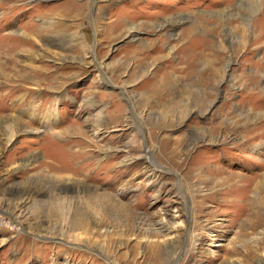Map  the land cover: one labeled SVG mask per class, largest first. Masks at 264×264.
<instances>
[{
  "label": "rangeland",
  "instance_id": "374dc122",
  "mask_svg": "<svg viewBox=\"0 0 264 264\" xmlns=\"http://www.w3.org/2000/svg\"><path fill=\"white\" fill-rule=\"evenodd\" d=\"M259 25L264 0H0V264H264Z\"/></svg>",
  "mask_w": 264,
  "mask_h": 264
},
{
  "label": "bare ground",
  "instance_id": "6f19581e",
  "mask_svg": "<svg viewBox=\"0 0 264 264\" xmlns=\"http://www.w3.org/2000/svg\"><path fill=\"white\" fill-rule=\"evenodd\" d=\"M262 1V0H261ZM254 10V9H253ZM160 26V25H159ZM264 25H259V27L260 28H264L263 27ZM161 27H163V26H161ZM258 27V28H259ZM131 28H133V27H131ZM129 30H131V33L130 34H133V32H135V30L134 29H129ZM260 31V30H259ZM133 37V36H132ZM8 37H6V40L8 41ZM0 40L3 42L4 40H5V37L3 36V37H0ZM22 51H24V50H22ZM6 54H5V56L6 57H9L11 54H14V52H15V50L12 48H8V49H6ZM13 52V53H12ZM128 98V97H127ZM261 99H264V98H261ZM33 107V106H32ZM259 115L260 116H262V115H264V107L262 106V107H259V106H253V108L251 107V109H247V110H245V111H241V113H240V120H241V125H240V128H243L244 130H245V134H246V136H244V137H247L248 135V137H247V139L249 138V137H251V136H257L256 134H253V133H251L253 130H255V128H257L258 126H264V120H262V119H260L259 120ZM264 117V116H263ZM262 120V121H261ZM10 131V130H9ZM263 132V131H262ZM263 134V133H262ZM224 138V137H223ZM10 139V138H9ZM246 139V140H247ZM10 141H11V139H10ZM263 147V144H260V143H258V144H255V146H253L252 148H253V150H258V148H262ZM148 159H149V161L151 162V157L148 155ZM155 168V167H154ZM60 200V199H59ZM56 202V201H55ZM62 202V201H61ZM54 203V202H53ZM61 204V203H60ZM68 204V203H67ZM70 204V205H69ZM69 204H68V206H69V208H68V212H69V210L71 211V206H72V203L71 202H69ZM62 205V204H61ZM60 205V206H61ZM59 207V206H58ZM62 207H63V205H62ZM61 208V207H60ZM76 208H78V204H75V209ZM54 209V211L53 212H55L57 215H60V216H62V213H65V212H63V210H58V208H53ZM72 213H73V211H72ZM19 214H21V212H19ZM68 215H70V216H72L71 215V213H69ZM72 217H74V216H72ZM75 218V217H74ZM74 221V220H73ZM77 221V220H76ZM75 222V221H74ZM83 222V221H82ZM82 222L80 223V225H79V223L77 224H73V222H71V224H73V225H70L69 226V228L71 229V230H73V231H75V230H80V229H82L83 228V226H84V223L82 224ZM82 224V225H81ZM69 225V224H68ZM197 240H199V238L197 237ZM198 244V241L197 242H195L194 243V245L196 246Z\"/></svg>",
  "mask_w": 264,
  "mask_h": 264
}]
</instances>
